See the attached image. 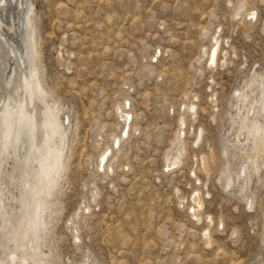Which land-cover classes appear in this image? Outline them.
<instances>
[{"label": "rangeland", "instance_id": "1", "mask_svg": "<svg viewBox=\"0 0 264 264\" xmlns=\"http://www.w3.org/2000/svg\"><path fill=\"white\" fill-rule=\"evenodd\" d=\"M23 1L22 13L32 5L46 101L67 129L66 169L42 247L49 264L86 256L94 264H262L264 159L255 155L259 171L247 170L245 183L237 175L252 144L238 145L234 134L243 138L237 93L250 95L251 80L254 89L264 83V0ZM117 108L130 116L118 150ZM180 119L185 151L165 170ZM106 149L109 172L97 170ZM194 193L202 204L193 215Z\"/></svg>", "mask_w": 264, "mask_h": 264}, {"label": "bare ground", "instance_id": "2", "mask_svg": "<svg viewBox=\"0 0 264 264\" xmlns=\"http://www.w3.org/2000/svg\"><path fill=\"white\" fill-rule=\"evenodd\" d=\"M243 4L236 6L235 17ZM23 5V0H0V264H49L50 253L42 250V247L45 235L48 234L47 227L54 215V196L60 192L59 181L66 169L64 151L67 129L64 117L59 116L60 109L46 101L47 92L41 86L35 65L38 51L31 23L32 5L28 3L22 13ZM246 14L252 21L254 13L249 11ZM21 29L25 30V35ZM217 47L218 43L214 41L207 52L208 67L215 66ZM24 56L28 65L20 69L19 65L23 66L25 62ZM14 57L21 64L11 63ZM262 83L259 89L258 85L254 89L251 80L248 83L250 95L236 91V100L244 104L243 115L239 118L238 114H234L239 118L240 134H243L241 140L244 143L236 138L238 132L234 134V140H237L238 145L247 142L252 144L249 152L253 156L244 163L240 176L237 175L245 183L249 181L247 170L253 173L259 171L257 155L261 154L264 159V120L259 122L255 117L260 112L264 116ZM123 107L126 108V104ZM188 108L193 110V106ZM118 118L122 127L118 137H112V146L116 150L120 140L127 136L130 116L119 109ZM182 120L179 121L174 140L165 155V170L178 165L184 154ZM109 152V149L102 152L97 170H111L112 158H107ZM115 153L112 155L115 156ZM224 178L222 186L226 190L230 188L232 179L228 173ZM191 204L194 215L202 204L197 193L192 195ZM246 207L252 210V197L246 201ZM189 210L191 212V208ZM204 236L208 238V228L204 230ZM86 258L81 264H94Z\"/></svg>", "mask_w": 264, "mask_h": 264}, {"label": "snow or ice", "instance_id": "3", "mask_svg": "<svg viewBox=\"0 0 264 264\" xmlns=\"http://www.w3.org/2000/svg\"><path fill=\"white\" fill-rule=\"evenodd\" d=\"M103 160V158H101Z\"/></svg>", "mask_w": 264, "mask_h": 264}]
</instances>
